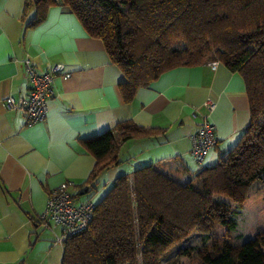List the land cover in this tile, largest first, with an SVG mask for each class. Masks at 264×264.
Masks as SVG:
<instances>
[{"label": "trees", "instance_id": "trees-1", "mask_svg": "<svg viewBox=\"0 0 264 264\" xmlns=\"http://www.w3.org/2000/svg\"><path fill=\"white\" fill-rule=\"evenodd\" d=\"M51 6L66 7L102 41L125 78L118 85L124 103L166 71L213 56L211 62L242 77L249 107L241 138L214 165L193 159L199 170L192 172L166 160L116 177L95 203L86 230L62 244L61 264H160L206 218L219 228L203 239L191 264H264V199L250 239L232 236L230 221L234 207L246 203L252 185L264 178V0H26L24 19L32 10L34 17L25 30L41 23ZM164 132L121 121L79 140L95 163L74 187L95 191L101 173L119 165L127 141Z\"/></svg>", "mask_w": 264, "mask_h": 264}, {"label": "crops", "instance_id": "crops-1", "mask_svg": "<svg viewBox=\"0 0 264 264\" xmlns=\"http://www.w3.org/2000/svg\"><path fill=\"white\" fill-rule=\"evenodd\" d=\"M25 2L0 0V264H61L63 248L37 216L49 191L64 183H70L71 195L87 194L74 185L86 180L95 160L79 140L121 121L165 129L156 137L127 141L119 165L103 171L97 184L111 186L133 168L166 160L197 172L190 135L200 121L207 119L215 128L216 144L203 161L211 166L241 138L249 107L242 77L210 60L166 71L126 104L118 91L125 78L102 41L90 37L63 6L49 7L41 23L25 30L34 17L32 10L24 19ZM25 59L38 74L57 63L70 73L54 79L46 117L33 125L3 105L5 98L26 93ZM206 101L211 110L203 106Z\"/></svg>", "mask_w": 264, "mask_h": 264}, {"label": "built area", "instance_id": "built-area-1", "mask_svg": "<svg viewBox=\"0 0 264 264\" xmlns=\"http://www.w3.org/2000/svg\"><path fill=\"white\" fill-rule=\"evenodd\" d=\"M26 77V93L18 98L7 97L3 104L7 111L17 112L28 125L42 122L46 117L47 100L52 96L53 82L57 76L68 78L70 73L65 64L57 63L47 67L41 74L35 72L29 59L23 61ZM203 106L212 109L209 101ZM191 155L195 162L202 164L216 144L214 125L207 119L200 121L197 129L190 135ZM70 183H64L49 191L38 223L54 235V243L62 246L64 241L86 230L93 217L95 203L90 199L74 203L69 193Z\"/></svg>", "mask_w": 264, "mask_h": 264}, {"label": "rangeland", "instance_id": "rangeland-1", "mask_svg": "<svg viewBox=\"0 0 264 264\" xmlns=\"http://www.w3.org/2000/svg\"><path fill=\"white\" fill-rule=\"evenodd\" d=\"M213 56H210L208 60L211 62ZM6 99V98H5ZM4 99V100H5ZM4 105V104H3ZM5 108V106H4ZM6 110V108H5ZM100 182L98 185L99 191L91 195V200L94 203L100 201L103 195L111 187L110 184H104ZM89 194L79 195L73 194L74 203L81 202L80 198L86 197ZM264 199V178L254 183L249 190L246 203L237 205L234 207L230 217V221L234 224V229L231 231L232 236H240L241 241H245L251 238V228L257 221V205ZM217 226H212L208 218L200 224L196 231L189 237L184 239L178 247L171 248L166 254L161 256L160 264H191L192 260L197 255V249L199 248L203 239L210 234H214L218 231ZM187 249L191 254L189 257L179 254L178 251Z\"/></svg>", "mask_w": 264, "mask_h": 264}, {"label": "water", "instance_id": "water-1", "mask_svg": "<svg viewBox=\"0 0 264 264\" xmlns=\"http://www.w3.org/2000/svg\"><path fill=\"white\" fill-rule=\"evenodd\" d=\"M82 193H85V192H82ZM82 193H81V194H82Z\"/></svg>", "mask_w": 264, "mask_h": 264}]
</instances>
